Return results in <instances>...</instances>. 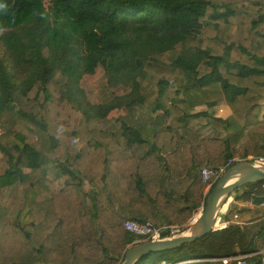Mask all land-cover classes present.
I'll use <instances>...</instances> for the list:
<instances>
[{
    "label": "trees",
    "instance_id": "obj_1",
    "mask_svg": "<svg viewBox=\"0 0 264 264\" xmlns=\"http://www.w3.org/2000/svg\"><path fill=\"white\" fill-rule=\"evenodd\" d=\"M263 108L264 0H0V264H120L152 240L114 252L125 220L184 230L200 166L264 161ZM256 196L233 193L243 224L134 264H264Z\"/></svg>",
    "mask_w": 264,
    "mask_h": 264
},
{
    "label": "water",
    "instance_id": "obj_2",
    "mask_svg": "<svg viewBox=\"0 0 264 264\" xmlns=\"http://www.w3.org/2000/svg\"><path fill=\"white\" fill-rule=\"evenodd\" d=\"M255 182H264V164L251 159L238 160L231 164L207 189L208 194L204 200L199 217L184 230L174 235L161 237L157 240H146L129 247L124 253L120 264H134L144 253H160L175 249L182 244L193 242L210 231H215L213 224L218 218L221 208L220 200H232L233 193L243 185ZM255 204L264 201V197L253 198ZM197 213V214H198ZM214 257V256H211ZM185 261V260H184Z\"/></svg>",
    "mask_w": 264,
    "mask_h": 264
},
{
    "label": "built area",
    "instance_id": "obj_3",
    "mask_svg": "<svg viewBox=\"0 0 264 264\" xmlns=\"http://www.w3.org/2000/svg\"><path fill=\"white\" fill-rule=\"evenodd\" d=\"M261 163L264 164V161H260ZM230 161H228V164ZM225 167H220L219 169H209L205 166H200L199 167V172H198V178L201 182L203 183H209L213 180V182L224 172ZM211 185H209L210 187ZM208 187V188H209ZM255 204V203H254ZM260 207H263V203H260ZM231 207L229 209V213L226 217V223L219 227L217 229L225 228L226 226H239L243 224L244 222L238 217L237 214H234L232 217L229 215L230 214ZM260 223L264 224V216L260 219ZM169 227L166 225H162L159 227L153 226L150 223H141L138 221L134 220H125L122 225V229L124 231L130 232L135 236H147L152 240H157L161 238V234L163 231L168 229ZM170 233L172 234L173 230L174 232H179V228H169ZM247 255H243L241 252H236L233 256L226 257V258H217V257H211L207 256L204 259H193V260H188V261H183L180 263L176 264H195L196 262L199 261H215L221 259L223 263L225 264H231L232 261H236L238 264L243 263V258L246 257Z\"/></svg>",
    "mask_w": 264,
    "mask_h": 264
},
{
    "label": "rangeland",
    "instance_id": "obj_4",
    "mask_svg": "<svg viewBox=\"0 0 264 264\" xmlns=\"http://www.w3.org/2000/svg\"><path fill=\"white\" fill-rule=\"evenodd\" d=\"M263 110H264V108H263ZM208 111H210V113H212L213 116H215V117H225V116L228 115L229 112H230V111H229V108H228L226 105H224V104H219L218 106L210 107V108H208ZM204 161H205V160H204ZM201 163H202V165L205 164V162H200V164H201ZM160 172H161V167H160L159 164H156L153 168L147 170V173H148V174H150V175H152V176H155V177H158V176L160 175ZM207 189H208V188H207ZM252 206H253V205H252ZM252 206H250V207H252ZM238 207H241V205L238 206ZM201 209H202V207H200L199 211H200ZM199 211H198V212H199ZM123 232H124V230L122 229L119 233L116 234L117 237L120 236L119 242L116 243V244H114V245H111V246H110L111 249H112L114 252L121 253L122 250H123V248H124V246H125L124 243H123V241H121V238H122ZM175 233H176V232H174V230H173L172 234L174 235ZM111 263H112V264H117V261H116V260H112Z\"/></svg>",
    "mask_w": 264,
    "mask_h": 264
},
{
    "label": "bare ground",
    "instance_id": "obj_5",
    "mask_svg": "<svg viewBox=\"0 0 264 264\" xmlns=\"http://www.w3.org/2000/svg\"><path fill=\"white\" fill-rule=\"evenodd\" d=\"M220 202H221V208L219 210L218 218L213 224L214 228H219L226 223V217L230 209V203L229 205L227 204V199L225 200L221 199ZM198 217H199V213L195 215L193 222L197 220Z\"/></svg>",
    "mask_w": 264,
    "mask_h": 264
},
{
    "label": "crops",
    "instance_id": "obj_6",
    "mask_svg": "<svg viewBox=\"0 0 264 264\" xmlns=\"http://www.w3.org/2000/svg\"><path fill=\"white\" fill-rule=\"evenodd\" d=\"M199 163L200 162H204V159L202 158V159H199V161H198ZM202 164V163H201ZM233 201V197H232V200L229 202L230 203V205H231V202ZM229 203H228V205H229ZM117 237V236H116ZM118 239H120V236H118L117 237Z\"/></svg>",
    "mask_w": 264,
    "mask_h": 264
}]
</instances>
